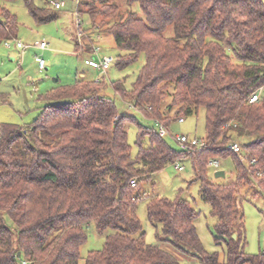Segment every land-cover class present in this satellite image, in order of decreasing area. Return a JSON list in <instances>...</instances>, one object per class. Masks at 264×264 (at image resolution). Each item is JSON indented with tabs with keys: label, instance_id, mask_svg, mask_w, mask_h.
Here are the masks:
<instances>
[{
	"label": "trees",
	"instance_id": "1",
	"mask_svg": "<svg viewBox=\"0 0 264 264\" xmlns=\"http://www.w3.org/2000/svg\"><path fill=\"white\" fill-rule=\"evenodd\" d=\"M24 4L38 23L57 18L32 0ZM77 13L89 17L91 30L112 37L117 68L144 55L131 88L116 81L114 92L165 128L171 111L183 119L203 108L202 146L175 151L157 130L138 124L132 157L125 124L136 120L119 114L102 93L104 81L57 83L38 96L30 123L0 124V264H79L91 222L99 233L112 232L83 264H181L182 257L201 264H264V253L244 252L241 205L247 187L264 194V91L259 101L248 102L264 86V1L81 0ZM97 18L104 29L92 28ZM17 29L15 16L0 5V43L15 39ZM74 46L81 49L77 40ZM245 136L252 139L242 148L255 164L227 148ZM226 157L234 162V179L208 177V160ZM185 159L216 219L222 261L203 247L198 214L186 199H150L147 219L160 225L162 238L158 244L144 239L135 205L139 182Z\"/></svg>",
	"mask_w": 264,
	"mask_h": 264
},
{
	"label": "rangeland",
	"instance_id": "2",
	"mask_svg": "<svg viewBox=\"0 0 264 264\" xmlns=\"http://www.w3.org/2000/svg\"><path fill=\"white\" fill-rule=\"evenodd\" d=\"M34 5L41 8H48L57 14V18L46 22L38 23L30 15L24 0H0V5L4 6L16 18L17 35L12 40V46L7 49L0 43V124L30 123L38 114V96L56 86L72 84L75 80L83 77L86 80H101L106 83L102 93L115 102L119 114L132 115L136 121H127L125 129L127 131L128 142L131 145V155L135 157L138 152L136 144L139 131L138 124L146 128L157 130V123L151 118L145 117L137 109L129 105L127 100L122 99L112 88V83L122 81L126 89H130L138 72L144 64V55L139 57L130 65L123 69L117 68L113 63L107 70V73H100L95 68L84 64L86 57V44L91 39L87 36H80L76 29L75 0L64 1L65 6L61 9H54L50 0H32ZM138 10V8H136ZM124 12V10H122ZM82 20L81 30L88 31L91 28L90 19L87 15L79 16ZM93 22L92 28L104 29V26L98 22ZM170 27L165 31L169 35ZM101 55H109L114 59L119 50L113 44L111 36L103 32H98ZM45 40L50 49L42 58L45 61L44 70L38 69L32 54L33 48L29 46L26 50L16 49L18 58L10 60L8 52L14 49V41H21L23 44L32 45L35 41ZM96 41L95 37H92ZM75 40L81 45V49L86 51L78 52L75 50ZM80 50V49H79ZM231 57L236 60L234 55L228 51ZM83 75V76H82ZM57 81V82H56ZM4 99V100H3ZM167 97L165 101H169ZM171 120L166 127L167 135L165 141L175 151H181L182 146L176 140V135H185L189 138L202 139L205 136V116L204 109L199 108L196 114L184 116L183 121H178L174 111L170 113ZM137 122V123H136ZM252 137H237L234 140L244 145L251 141ZM143 144H148V139H143ZM218 159V158H217ZM183 165L182 171L175 169V164H169L163 169L155 172L149 178L141 180L136 191V215L140 221L144 239L149 244H158L162 238L159 224H152L147 219V203L154 197H163L174 200L176 198L186 199L190 202L198 214L195 226L198 237L203 247L208 252H217L219 260H223L225 245L223 242L218 245L214 241V225L216 219L210 214L208 204L200 199L199 182L193 180L191 163L188 159L179 160ZM220 168L225 173L224 180L230 181L235 176V165L231 157L220 158ZM214 170L207 168V175L210 178L218 179L213 176ZM213 176V177H212ZM242 190V210L244 213L245 226V245L244 252L248 255L264 253V194L251 187ZM9 224H11L9 222ZM111 230H105L99 233L93 222L86 228L87 239L80 247L79 264L84 263V258L88 252L101 250L105 237L111 233ZM181 264H201L196 260L181 258Z\"/></svg>",
	"mask_w": 264,
	"mask_h": 264
},
{
	"label": "built area",
	"instance_id": "3",
	"mask_svg": "<svg viewBox=\"0 0 264 264\" xmlns=\"http://www.w3.org/2000/svg\"><path fill=\"white\" fill-rule=\"evenodd\" d=\"M81 0H75V16H76V29L79 32L80 36H87V38H90V44H91V54L84 59V64L95 68L100 73H107V70L110 68V66L114 63V58L109 55H101V47L98 44L97 40H99V34L98 32L94 30H88V31H82L81 30V20L78 17L77 13V5ZM50 5H52L55 9H61L65 6L64 1H58V0H50ZM92 37H95L96 41H93ZM13 40V39H12ZM12 40H6L3 42V46L7 49H10L12 46ZM14 47L16 49H22L25 50L29 46H32L36 49H46L48 46V43L45 40L35 41L32 45L23 44L21 41H14ZM34 60L37 63V66L40 71L44 70L45 68V61L41 56L35 55ZM264 91V86L258 87L254 92H252L248 98L249 103H254L260 100L262 94ZM118 117V116H117ZM178 121L182 122L183 119L180 118ZM157 133L159 136L164 137L167 135L166 128L157 122ZM176 140L180 143L182 148L188 149L192 146L201 147L202 143L198 141L195 138H189L185 135H176ZM227 148L237 154L239 156V160L243 163L247 164H255L257 162L256 158H248L246 153L244 152L242 145L238 143L237 141H232L228 143ZM175 169L177 171H182L184 169L183 165L180 164V161L177 160L174 162ZM208 168H212L215 172L219 170L220 168V162L219 159L211 158L207 162ZM131 186H136V181L134 179L131 180ZM21 264H27L26 261H22Z\"/></svg>",
	"mask_w": 264,
	"mask_h": 264
},
{
	"label": "crops",
	"instance_id": "4",
	"mask_svg": "<svg viewBox=\"0 0 264 264\" xmlns=\"http://www.w3.org/2000/svg\"><path fill=\"white\" fill-rule=\"evenodd\" d=\"M111 39H112V37H111ZM44 40V39H43ZM100 40V39H99ZM99 40H97V42H98V44H99ZM113 44H114V42H113ZM100 45V44H99ZM47 48H48V46H47ZM43 49V50H41V49H36V48H33V51H32V54L35 56V55H38V56H41V57H43L46 53H48L49 52V50L50 49ZM14 49H15V47H14ZM26 50V49H25ZM75 50H77L78 52H80V51H84V50H82V49H75ZM84 52H86V51H84ZM86 54H87V52H86ZM90 54H88V55H86V57L87 56H89ZM8 56L10 57V60H16L17 58H18V52H17V50L15 49V50H11V51H9L8 52ZM35 61V60H34ZM39 69V68H38ZM83 76V75H82ZM81 78H83V77H81ZM57 82V81H56ZM215 172V171H214ZM214 172H213V174H214ZM213 177V176H212Z\"/></svg>",
	"mask_w": 264,
	"mask_h": 264
},
{
	"label": "water",
	"instance_id": "5",
	"mask_svg": "<svg viewBox=\"0 0 264 264\" xmlns=\"http://www.w3.org/2000/svg\"><path fill=\"white\" fill-rule=\"evenodd\" d=\"M262 1H264V0H262ZM213 176H214L215 178H220V177L223 178V177H225L226 175H225V173H224L223 170H218V171L214 172ZM233 237H235V235H233Z\"/></svg>",
	"mask_w": 264,
	"mask_h": 264
}]
</instances>
